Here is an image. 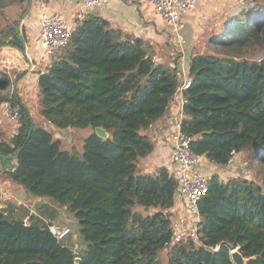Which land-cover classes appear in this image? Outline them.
Instances as JSON below:
<instances>
[{"label": "trees", "instance_id": "16d2710c", "mask_svg": "<svg viewBox=\"0 0 264 264\" xmlns=\"http://www.w3.org/2000/svg\"><path fill=\"white\" fill-rule=\"evenodd\" d=\"M11 3L21 11L0 32V46L24 51L27 40L17 27L29 0H0V9ZM239 8L206 50L193 53L183 92L182 131L193 152L219 166L229 164L233 151L264 165V0ZM0 73V106L20 107L17 131L0 138V175L31 197L67 208L81 238L78 244L69 232L59 240L51 223L39 215L19 220L3 200L0 264H76L77 257L79 264H235L234 249L247 264H264V172L260 182L210 176L199 201L198 242L173 244L162 261L178 182L166 166L144 171L141 160L155 148L145 131L169 111L182 74L154 58L142 38L87 12L39 74L40 123L16 88L2 93L11 80ZM88 127L82 151L65 148L55 134Z\"/></svg>", "mask_w": 264, "mask_h": 264}, {"label": "crops", "instance_id": "0c3cea01", "mask_svg": "<svg viewBox=\"0 0 264 264\" xmlns=\"http://www.w3.org/2000/svg\"><path fill=\"white\" fill-rule=\"evenodd\" d=\"M232 2L233 0H196L195 7L183 18L186 40L181 51L176 50L169 26L164 24L148 0H108L104 5L90 10L89 13H95L105 18L112 27L121 29L125 35L141 37L149 46L154 58L160 62L171 64V66L175 64L181 74L189 75L193 53L206 50L209 38L222 30L224 23L234 13ZM27 9V13L19 18L20 22L17 27L20 36L26 37L25 49L27 54L12 45L0 46V68L3 70L17 68L19 76L15 80L16 89L18 87L19 96L22 97L35 117V110L32 109L24 93L28 91L26 79L30 78L32 81L36 91L38 109V77L40 72L44 71L50 63L44 56V51L41 52L39 41L41 34L40 17L43 13H57L75 26L79 20L78 16L82 11V5L80 0H32V3L29 0ZM20 11L21 5L19 3H11L0 9V32L8 22L18 18ZM184 78L185 76H182L180 86L184 83ZM181 97L180 92H178L167 114L146 129L145 132L154 140L155 148L150 155L141 160V167L144 171L154 172L163 166L170 169L173 152L170 137L171 120L179 118L181 115ZM9 105L10 103H4L0 106V117L3 110L7 114ZM16 131L17 129L0 130V138L10 139ZM202 167L209 176L213 174L219 176L220 170L224 166L211 162L204 155ZM210 170L212 171L210 172ZM0 196L2 201L8 202L12 209L14 208L16 218L26 223L34 215H39L51 224H57V218L60 217L58 208L61 207H55L56 204L50 198L31 197L24 188L15 186L2 175H0ZM184 209V203L176 199V204L171 209L172 215L182 214L185 212Z\"/></svg>", "mask_w": 264, "mask_h": 264}, {"label": "built area", "instance_id": "2783aa9c", "mask_svg": "<svg viewBox=\"0 0 264 264\" xmlns=\"http://www.w3.org/2000/svg\"><path fill=\"white\" fill-rule=\"evenodd\" d=\"M82 11L79 13V20H82L86 13L99 6L104 5L108 0H80ZM153 6L161 20L169 26L173 35L176 50L181 51L185 43L184 16L190 12L196 4V0H148ZM237 5L249 7L253 0H233ZM41 34L40 46L44 56L50 61L62 48L66 47L72 37L74 26L57 13H43L40 17ZM135 38H141L135 36ZM173 65V64H172ZM185 76L184 83L180 86L181 97L180 117L171 120V141L172 158L170 171L177 179L176 198L184 203V213L172 215V237L165 242L164 250L168 254L169 248L181 241L192 240L198 242V230L200 223L199 201L206 195L209 189V175L203 170L204 155L196 154L191 149L192 138L182 131V119L184 118V90L190 85L189 75ZM7 118L17 122L20 116L19 106H10L7 111ZM237 152H232L229 164L234 163ZM35 213L34 210H32ZM50 228L54 236L61 240L65 238L69 229L58 224H51ZM77 249V243L75 244Z\"/></svg>", "mask_w": 264, "mask_h": 264}, {"label": "rangeland", "instance_id": "374dc122", "mask_svg": "<svg viewBox=\"0 0 264 264\" xmlns=\"http://www.w3.org/2000/svg\"><path fill=\"white\" fill-rule=\"evenodd\" d=\"M231 5L233 6L232 11L234 12L232 14H237L240 11L239 6L234 1L232 2ZM39 41H40V38H39ZM42 51L43 50L41 49V52ZM263 56H264V51H263ZM2 64L1 66H3ZM5 71L8 72L10 76L9 78L11 80V86L3 90L2 93L11 94L13 90H15L14 82L16 80V77L19 76V71L17 70V68H11L10 70H5ZM2 75L3 74L0 73V76ZM26 85H28V91L24 92L26 95L25 97L30 102L32 109L35 110L34 112H35L36 122L40 123L41 116L37 112L38 109L36 105L37 103L36 91L33 88V84L30 78L26 79ZM17 90H18V87H17ZM10 106L11 105H9L8 107ZM0 125H2L0 130H6V131L16 130L18 127L17 122L10 121L7 118L4 110L2 111V115L0 117ZM88 132H89V127L88 128H66V129L56 128L55 129V134L63 140V144L65 148H72L74 150H81V151L83 150V139L87 135ZM211 171L212 170H210V172ZM263 172H264V165L263 163L260 162L259 159L254 160L253 158H250L249 156H245L239 153L237 158H235L234 163L224 166L220 170L219 176H221L220 178L223 180H228L231 177L243 176V177H247L250 180L259 181L262 178ZM55 207H57V205ZM58 207H61V206H58ZM58 209L60 211V217L57 218V221H56L57 224L61 227L68 228L69 232H72L73 239L79 244L81 238L79 235V226H78V223L75 217L65 207H61ZM138 209H140L144 213H148L152 211V210L145 211L142 209V207H138ZM160 257L162 261H165L167 259V253L165 252V250L160 251Z\"/></svg>", "mask_w": 264, "mask_h": 264}, {"label": "water", "instance_id": "95a60500", "mask_svg": "<svg viewBox=\"0 0 264 264\" xmlns=\"http://www.w3.org/2000/svg\"><path fill=\"white\" fill-rule=\"evenodd\" d=\"M32 3V0H30ZM18 33H19V29H18ZM25 42V41H24ZM24 54H27V50H24ZM15 88H16V82H14ZM97 133L102 135L104 133V130L102 128H97ZM0 204H2V199L0 196ZM232 259L234 261L235 264H247V259L241 254L239 249H234L232 250ZM79 257L76 258L75 263L79 264Z\"/></svg>", "mask_w": 264, "mask_h": 264}]
</instances>
